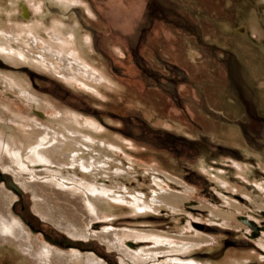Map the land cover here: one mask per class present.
Segmentation results:
<instances>
[{"label":"rangeland","instance_id":"1","mask_svg":"<svg viewBox=\"0 0 264 264\" xmlns=\"http://www.w3.org/2000/svg\"><path fill=\"white\" fill-rule=\"evenodd\" d=\"M21 1L28 17L10 0H0V74L22 80L54 109L28 105L12 89L5 94L1 83L0 103L39 122L62 121L55 113L61 108L98 123V130H87L122 147L114 156L137 170L136 180L125 182L128 189L149 195L152 168L183 185L167 181L170 189H190L186 212L112 205L109 211L102 208L93 228L111 223L172 235L200 232L209 242L171 256L214 264L247 257L245 264H264L259 244L264 240V209L250 200L264 203V0H37L38 8L31 0ZM56 22L65 43L58 46H77L78 56L102 69L109 81L84 85L59 73L58 61L46 65L38 58L36 44L42 42L30 43L31 26L38 37L50 41ZM11 28L19 39L7 35ZM0 130L24 141L21 126L5 117L0 118ZM1 166L0 157V185L15 196L10 211L38 240L61 251L74 248L72 242L83 243L92 248L82 252H93L107 264H122L119 254L97 239L73 238L44 220L33 209L30 191ZM7 177L18 186L20 197L6 186ZM46 194L61 207L59 197ZM227 200L242 210L234 211ZM202 206L234 212L233 217L225 225ZM151 245L145 241L144 246ZM0 264L38 263L0 240Z\"/></svg>","mask_w":264,"mask_h":264},{"label":"bare ground","instance_id":"2","mask_svg":"<svg viewBox=\"0 0 264 264\" xmlns=\"http://www.w3.org/2000/svg\"><path fill=\"white\" fill-rule=\"evenodd\" d=\"M10 2L20 7L23 16H29V9L23 1L10 0ZM39 2L30 1L36 8L41 5ZM58 23L56 22L53 31L49 32L50 41L42 40L40 35L38 37L35 31L37 29L34 30L31 26L30 43L35 45L38 41L42 42L40 46L36 44L41 51L38 53V58L46 65L58 61L56 67L59 73L82 82L84 85L92 86V81H109V76L102 69L86 63L83 56H78L77 46L73 44L75 47L68 50H64L63 46V48L59 47L65 43L59 35L62 30ZM7 35L10 39L20 38L15 28H11ZM10 77L0 74V83L3 85L5 94L6 91L12 89L18 92L20 98L28 105H34L43 111L46 107H52L50 103L32 94L22 80ZM55 113L61 116L67 124L62 122L63 120H52L53 122L40 120L39 122L37 118L23 116L15 112L10 105L0 103V118L5 117V121L19 125L24 130V141L21 140L22 142L13 140L14 137L0 130L1 167L8 173H14L15 182L30 191L35 212L73 238L97 239L109 250L116 251L122 264H214L196 261L195 258L185 260L179 256H171L175 253H187L194 247L209 242L208 238L200 232L172 235L154 228H118L111 223L99 229L93 228V220L102 217V208L109 211L112 205L114 207V205L127 203L133 205L136 210L159 206V208L170 209L173 213L186 212L183 207L189 202L190 189L185 185L182 191L170 189L168 186L171 185L167 181L181 185L182 183L156 168H152L153 171H151L154 173L151 174L149 195L142 192V189L126 188L125 182L132 178L135 179L137 170L131 165L124 166L114 156L116 150L122 147L105 141L106 139L100 140L87 130L88 128L98 130L100 127L98 123L61 108H57ZM131 161V163L134 162ZM46 191L53 192L59 197L61 207L53 204L49 198L50 194H46ZM14 199L15 196L0 185V240L23 250L38 264H107L104 259L93 252H82V248H86L83 244L73 242L74 248L70 251H61L38 240L22 221L11 213L10 205ZM250 200L255 207L264 209L261 199L250 198ZM227 204L234 208V211L242 210V206L235 201L227 200ZM203 207L206 206L200 208ZM209 210L211 216L222 219L225 225L229 224L234 213L215 208H209ZM111 214L105 215L106 218L109 219ZM147 240L152 243L151 246H144ZM127 241L133 243L127 244ZM259 244L264 250V240L260 239ZM162 255L167 258L159 260ZM246 258L233 256L229 263L225 261L223 264H242L246 262Z\"/></svg>","mask_w":264,"mask_h":264},{"label":"water","instance_id":"3","mask_svg":"<svg viewBox=\"0 0 264 264\" xmlns=\"http://www.w3.org/2000/svg\"><path fill=\"white\" fill-rule=\"evenodd\" d=\"M0 177H3V173L0 172ZM5 184L6 186H8L10 189H12L19 197H20V191L18 186L9 178L7 177V179H5ZM30 225V223H28ZM30 227L32 228V226L30 225Z\"/></svg>","mask_w":264,"mask_h":264},{"label":"trees","instance_id":"4","mask_svg":"<svg viewBox=\"0 0 264 264\" xmlns=\"http://www.w3.org/2000/svg\"><path fill=\"white\" fill-rule=\"evenodd\" d=\"M73 243V242H72ZM83 244V243H82ZM86 246V245H85ZM86 248H88V249H91L92 247H90V246H88V247H86Z\"/></svg>","mask_w":264,"mask_h":264}]
</instances>
